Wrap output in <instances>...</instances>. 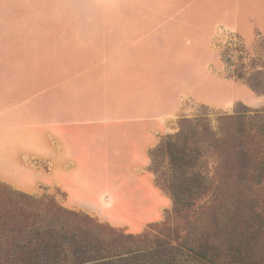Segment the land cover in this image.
Returning a JSON list of instances; mask_svg holds the SVG:
<instances>
[{
  "label": "rangeland",
  "instance_id": "rangeland-1",
  "mask_svg": "<svg viewBox=\"0 0 264 264\" xmlns=\"http://www.w3.org/2000/svg\"><path fill=\"white\" fill-rule=\"evenodd\" d=\"M67 111L165 119L149 169L171 175L172 144L199 192L176 210L158 186L171 207L132 234L57 186L0 181V264H264V181H250L264 175L244 156L264 111V0H0V177L41 174L26 151Z\"/></svg>",
  "mask_w": 264,
  "mask_h": 264
},
{
  "label": "crops",
  "instance_id": "crops-1",
  "mask_svg": "<svg viewBox=\"0 0 264 264\" xmlns=\"http://www.w3.org/2000/svg\"><path fill=\"white\" fill-rule=\"evenodd\" d=\"M72 114H64L67 122L58 117L51 136L34 144L35 152L26 151L28 158L37 157L41 174L27 166L20 176L7 174L0 181L30 194L43 186H57L66 193L67 208L95 215L132 234L163 220L172 200L157 186L149 168L150 152L159 142L158 134L168 130V121L157 122L150 114L114 122L101 112L98 117L86 111L82 116Z\"/></svg>",
  "mask_w": 264,
  "mask_h": 264
},
{
  "label": "trees",
  "instance_id": "trees-1",
  "mask_svg": "<svg viewBox=\"0 0 264 264\" xmlns=\"http://www.w3.org/2000/svg\"><path fill=\"white\" fill-rule=\"evenodd\" d=\"M257 87L259 85L253 84ZM248 114V113H247ZM255 115V121H257V129H259L258 135L254 137V140L256 142H252L248 145L252 148V146H256L257 150L256 152H253L251 149H248V153L244 152L245 159L248 161L249 164L245 165L247 171H252L251 175H254V173L261 172L262 175H264V111L263 112H257ZM247 115L243 112L237 111L235 115L227 117L228 119L234 120V119H243L246 118ZM260 120V121H258ZM244 132V130H242ZM169 148V154H172V170L170 171L171 175H166L165 177H162L161 180H157V186H161L160 188L164 191H166L171 198L174 201L176 210L179 209V207L182 205V202L185 201V199H189L185 203L190 202L191 198L197 196L200 188L201 179L197 176H190L188 177L186 172L189 171L188 168H185L187 162H190L191 158H188L187 160L184 159L183 155L185 154L183 150L181 149H172V144L168 145ZM253 152V154H251ZM180 162L177 163V162ZM187 161V162H186ZM246 164V163H245ZM189 167V166H188ZM252 167V168H251ZM154 173L158 176V171L155 169ZM264 177L259 179L258 177L250 176V181L252 182H263ZM263 179V180H262ZM190 182V184L185 183ZM159 184V185H158ZM199 184V185H198ZM195 259L200 260L204 262L205 264H215L214 259L208 258L204 253L194 254Z\"/></svg>",
  "mask_w": 264,
  "mask_h": 264
}]
</instances>
